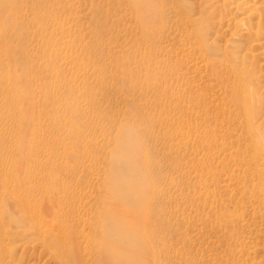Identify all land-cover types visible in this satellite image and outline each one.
<instances>
[{
  "label": "rangeland",
  "instance_id": "obj_1",
  "mask_svg": "<svg viewBox=\"0 0 264 264\" xmlns=\"http://www.w3.org/2000/svg\"><path fill=\"white\" fill-rule=\"evenodd\" d=\"M0 264H264V0H0Z\"/></svg>",
  "mask_w": 264,
  "mask_h": 264
},
{
  "label": "bare ground",
  "instance_id": "obj_2",
  "mask_svg": "<svg viewBox=\"0 0 264 264\" xmlns=\"http://www.w3.org/2000/svg\"><path fill=\"white\" fill-rule=\"evenodd\" d=\"M2 79H4L3 81H2V84H4L5 83V78H2ZM8 79V78H7ZM20 83L22 84V83H24V81L22 80V79H20ZM5 85V84H4ZM10 161V160H9ZM6 166V165H5ZM16 184H19V183H16ZM16 186H18V185H16ZM19 187V186H18ZM18 189V188H17ZM21 189V186H20V188H19V190ZM24 189V188H23ZM16 192V191H15ZM17 192H18V190H17ZM21 192H19V194H20ZM25 193V192H24ZM20 196H21V194H20ZM22 196H25L24 194H22ZM15 197V196H14ZM19 197V196H18ZM12 198V197H11ZM24 198V197H23ZM13 199V198H12ZM19 199V198H18ZM24 211V210H23ZM67 256V255H66Z\"/></svg>",
  "mask_w": 264,
  "mask_h": 264
}]
</instances>
